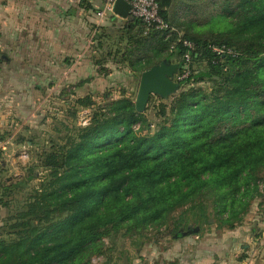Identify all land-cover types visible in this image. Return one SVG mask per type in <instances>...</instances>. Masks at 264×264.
Listing matches in <instances>:
<instances>
[{
	"label": "trees",
	"instance_id": "obj_1",
	"mask_svg": "<svg viewBox=\"0 0 264 264\" xmlns=\"http://www.w3.org/2000/svg\"><path fill=\"white\" fill-rule=\"evenodd\" d=\"M170 3L160 0L159 14L173 28L163 10ZM218 17L227 26L221 41L184 36L189 51L173 31L162 33L172 37L168 55L154 49L158 63L181 58V70L204 64L177 83L211 91H180L157 106L155 123L131 100L103 95L105 107L66 147L43 154L48 178L17 216L15 236L0 240V264H89L103 239H141L167 219L175 239L215 221L234 230L251 201L264 199V0H225ZM145 60L140 71L155 65Z\"/></svg>",
	"mask_w": 264,
	"mask_h": 264
},
{
	"label": "rangeland",
	"instance_id": "obj_2",
	"mask_svg": "<svg viewBox=\"0 0 264 264\" xmlns=\"http://www.w3.org/2000/svg\"><path fill=\"white\" fill-rule=\"evenodd\" d=\"M224 3L225 0H171L170 5L163 10L176 33V43L179 39L186 40L184 36L221 41L223 32L227 30L226 24L218 17ZM132 26L129 28L126 22H123L110 28L104 35L101 54L98 52L95 60L97 74L108 76L107 86L104 88L99 84L92 85V90L100 88L102 93L91 102L81 105L82 100L88 98L87 95L71 96L66 93L65 88L62 90L59 88L55 94L48 96L47 93L53 85H49V89L44 87L36 92L34 97L30 91L39 88L35 86L33 90L28 89L29 93L23 96L26 101L21 102L22 108L12 112L6 129L0 131V200L3 202L0 205V240H8L15 236L12 225L16 222L17 216L34 192L39 190L40 184L47 180L48 170L42 165L43 154L53 147H66L73 140L75 132L85 126L94 113L105 107L104 94L112 99L127 98L134 103L140 75L145 71H140L146 63L145 59L149 58L151 63L157 65L160 63L158 60L163 59L171 51L170 46L173 42L170 35L147 31L139 23ZM154 49L161 54L159 59L154 58L156 54ZM2 55L0 53V64ZM180 60L181 58L174 56L165 62L178 65ZM203 66L204 64L199 63L189 68L188 64H185L181 70L178 65L173 81L177 83L189 76L191 71L195 72ZM119 83H123L124 86L118 87ZM190 88H199L206 94L211 91L209 83L190 82L179 86L178 91L169 98L150 96L143 111L147 120L155 123L157 106L161 102H169L180 91ZM11 103L14 104L13 101ZM17 112L20 116H16ZM263 176L264 171L259 174L260 178ZM261 188L260 183V190ZM209 198L205 200L209 201ZM237 218L239 221L235 222V228L247 224L248 230L255 229V233L258 234L260 232L263 239V198L252 200L246 212L239 214ZM226 226L215 221L210 227L191 230H197L196 233L188 235L187 232L190 230L181 231V237L175 239L171 235L172 220L167 219L164 224L148 226L141 239L120 236L103 239L104 253L92 255L89 264H160L157 254L163 250L177 245L185 238L193 239L197 233L200 234V238L225 234L231 231Z\"/></svg>",
	"mask_w": 264,
	"mask_h": 264
},
{
	"label": "crops",
	"instance_id": "obj_3",
	"mask_svg": "<svg viewBox=\"0 0 264 264\" xmlns=\"http://www.w3.org/2000/svg\"><path fill=\"white\" fill-rule=\"evenodd\" d=\"M101 7V0H0V131L22 108L29 88L39 86L30 91L34 97L49 85L48 96L59 88L92 100L102 93L91 88H106L108 79L97 74L95 55L109 29L126 21L112 15L98 19ZM246 227L185 238L157 254L160 264H264V232L261 239Z\"/></svg>",
	"mask_w": 264,
	"mask_h": 264
},
{
	"label": "water",
	"instance_id": "obj_4",
	"mask_svg": "<svg viewBox=\"0 0 264 264\" xmlns=\"http://www.w3.org/2000/svg\"><path fill=\"white\" fill-rule=\"evenodd\" d=\"M129 10L130 5L127 1H115L113 12L121 20H127ZM177 69V64H168L165 61H162L141 73L134 102L137 113H143L150 96H157L166 99L178 91L179 85L173 81V76L176 75ZM196 232L197 230H190L187 233L189 235Z\"/></svg>",
	"mask_w": 264,
	"mask_h": 264
},
{
	"label": "built area",
	"instance_id": "obj_5",
	"mask_svg": "<svg viewBox=\"0 0 264 264\" xmlns=\"http://www.w3.org/2000/svg\"><path fill=\"white\" fill-rule=\"evenodd\" d=\"M102 7L96 11V16L98 19H103L107 15H112L116 18H119L113 12L114 3L116 0H101ZM130 5L129 16L127 20L124 21H132L137 20L141 22L144 28L147 31H157L160 33H168L174 31L173 28L169 27V25L164 22L159 14V1L160 0H125ZM178 43H181L183 47L188 49L189 51H193L195 49V45L188 40L179 39ZM215 53L218 55L221 54H229L234 55L231 50H227L225 48H212ZM185 60H189V53L184 56Z\"/></svg>",
	"mask_w": 264,
	"mask_h": 264
}]
</instances>
